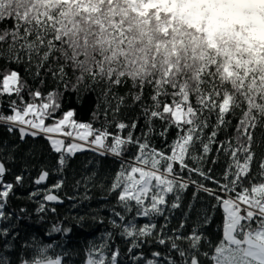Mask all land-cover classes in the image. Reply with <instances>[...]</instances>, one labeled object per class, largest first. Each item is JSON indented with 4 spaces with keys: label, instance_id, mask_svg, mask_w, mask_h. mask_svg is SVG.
<instances>
[{
    "label": "snow or ice",
    "instance_id": "1",
    "mask_svg": "<svg viewBox=\"0 0 264 264\" xmlns=\"http://www.w3.org/2000/svg\"><path fill=\"white\" fill-rule=\"evenodd\" d=\"M32 4L0 0V264H74L69 219L103 228L81 264H264V77L233 107L88 74ZM255 4L212 5L200 23L215 37L251 32L264 22ZM81 93L97 94L88 120L65 103ZM65 202L75 215L61 217ZM33 216L50 225L42 234L23 230Z\"/></svg>",
    "mask_w": 264,
    "mask_h": 264
},
{
    "label": "trees",
    "instance_id": "2",
    "mask_svg": "<svg viewBox=\"0 0 264 264\" xmlns=\"http://www.w3.org/2000/svg\"><path fill=\"white\" fill-rule=\"evenodd\" d=\"M216 4L242 9L255 0H33L29 11L34 7L56 21L66 43L72 42L69 48L84 57L88 74L95 70L105 76H128L134 78L133 86L155 80L161 89L165 84L179 88L185 99L191 96L197 104L222 96L237 107L244 93L259 88L254 77H264V22L251 32L212 36L199 17ZM255 6L264 14V5ZM96 95L72 94L65 103L77 109L79 119L88 120L98 103ZM91 158L90 153L78 154L73 167L79 170ZM68 191L71 194V188ZM92 195L98 198L101 192L94 190ZM101 202L94 199L92 207ZM58 207L61 217L75 215L68 202ZM49 226L39 224L35 216L22 224L24 231L37 234ZM68 226L73 229L68 247L78 253L74 264H81L88 240L103 228L91 220L81 228L69 219Z\"/></svg>",
    "mask_w": 264,
    "mask_h": 264
}]
</instances>
